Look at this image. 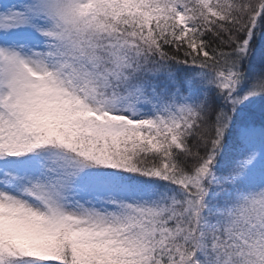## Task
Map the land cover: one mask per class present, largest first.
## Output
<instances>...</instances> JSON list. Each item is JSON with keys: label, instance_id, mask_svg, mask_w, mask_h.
I'll return each mask as SVG.
<instances>
[{"label": "snow or ice", "instance_id": "1", "mask_svg": "<svg viewBox=\"0 0 264 264\" xmlns=\"http://www.w3.org/2000/svg\"><path fill=\"white\" fill-rule=\"evenodd\" d=\"M0 264H264V0H0Z\"/></svg>", "mask_w": 264, "mask_h": 264}]
</instances>
